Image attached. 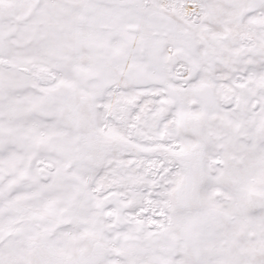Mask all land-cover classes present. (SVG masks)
Here are the masks:
<instances>
[{
    "label": "snow or ice",
    "instance_id": "snow-or-ice-1",
    "mask_svg": "<svg viewBox=\"0 0 264 264\" xmlns=\"http://www.w3.org/2000/svg\"><path fill=\"white\" fill-rule=\"evenodd\" d=\"M0 264H264V0H0Z\"/></svg>",
    "mask_w": 264,
    "mask_h": 264
}]
</instances>
